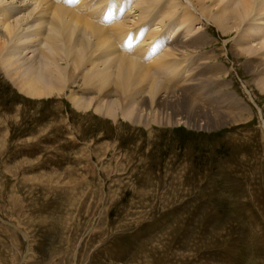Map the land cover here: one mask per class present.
<instances>
[{
	"label": "rangeland",
	"instance_id": "rangeland-1",
	"mask_svg": "<svg viewBox=\"0 0 264 264\" xmlns=\"http://www.w3.org/2000/svg\"><path fill=\"white\" fill-rule=\"evenodd\" d=\"M125 1L117 0L118 14ZM168 1L162 3L175 14L162 24H149V31L159 34L143 45L166 40L163 51L173 54L179 77H152L171 86L176 81V99L198 98L187 93L199 67L223 63L226 72L211 85L229 81L224 106L236 96L247 110L233 113L226 107L225 123L212 126V113L192 122L179 104L171 118L169 110L158 112L151 105L153 112L137 108L135 114L146 122L157 115L159 122L133 125L121 110L112 118L94 110L82 113L66 97L63 109L58 100L39 105L0 71V264H264V71L251 74L241 65L245 58L264 55V15L254 20L252 13L240 27L228 15L220 25L227 11L238 9L239 0ZM32 2L4 0L23 15ZM138 12L126 9L123 15L134 18ZM187 14L192 20L185 22ZM110 15L105 22L114 20ZM245 29L252 34L248 38H243ZM201 33L206 45L184 43ZM176 39L178 46L172 47ZM212 51L217 59L204 62ZM147 91L143 96L150 100ZM219 104L214 109L224 110Z\"/></svg>",
	"mask_w": 264,
	"mask_h": 264
},
{
	"label": "bare ground",
	"instance_id": "bare-ground-1",
	"mask_svg": "<svg viewBox=\"0 0 264 264\" xmlns=\"http://www.w3.org/2000/svg\"><path fill=\"white\" fill-rule=\"evenodd\" d=\"M31 1H33L32 8L31 6L29 8L26 7L23 15V13L18 11L16 5H5L4 0H0V71L6 78H8V80H12L18 91L31 97L32 100H38L39 105L40 102L58 100V106L63 109V106H66V103L62 98L66 97L70 105L76 108L79 112L85 113L94 110V112L107 114L108 117L111 116L110 118H112L117 117L115 115L116 111L121 110V115L133 125L143 124L145 126H148L150 122L156 123L160 118L158 119V116H154L152 113L156 118H149L150 122L143 121L144 119L142 116L140 117V114H135L137 108L138 111L144 109H150L151 111L153 107L152 110L158 109V112L159 110H162L164 113L165 110H169L170 115H172L170 116L171 118L178 115V108L176 109V106L179 104L183 107L181 109L185 110V119H189L192 122H196L198 116L205 115L209 118L211 113V115L214 114L216 119L214 116H212V119L211 117L209 118V123L212 126H218L215 125L216 123L219 125L221 122L223 124L225 123L223 121V115L224 112H227L226 110L229 107L233 113L247 110L245 105L238 100L236 96L233 98L235 99L233 104L228 107L224 106L223 103L225 100L222 101L221 99L223 95V98H225L227 94H230H224L225 91L223 92L224 89L229 88V84H231L229 81L220 82L221 86L216 84L220 87H214V85H211L215 81L216 75L226 72L223 63L220 66L211 65L209 63L206 66H200L195 76L193 75L195 79L193 80L192 78V80L195 81V85L193 83V87H187H190L189 90L187 89V94L191 92L199 94L198 98L191 97L189 94L190 97H188L194 99V102L188 97L185 98L186 95L182 96L178 94L179 98L177 97L176 99L175 95L177 94L176 91L178 89L177 88L175 91L174 86L177 85L175 83L176 81H172V86L168 83V80L179 77V74H175L176 68L179 65L175 60L172 61L170 59V54L172 53L168 54L167 51L164 52L163 47L161 50L157 51V47L160 45L153 44L150 47V44L147 43V45H145L147 48L143 45L147 40H155L154 38L159 34V31H149L150 25L153 26L159 22L162 24V22L168 17L172 18L171 15L175 14V8H173L174 5H172V10H174L172 13L170 7L165 5L166 2H163V4L162 0H132L130 3L126 0L123 4L124 9L118 14L116 8L117 0H113L110 3L109 0H99L97 3H95V1L90 2V0H77L76 2L75 0L73 2L67 0ZM196 1L203 3V0ZM230 1L233 3V0ZM239 1L238 9L234 8V11L232 10L233 13H231L232 11H229V13L227 11V17L219 20L220 25H225L224 20L233 17L234 25L240 27L242 20L250 14L255 13L252 16L254 20L264 15V0ZM175 2H177V0H174V4ZM171 3H173V0ZM232 3L230 2L231 5ZM228 4L227 6H231ZM168 5H170V3ZM126 9L130 10V12H133V10L137 12L138 10V15L136 13L137 17L132 16V14L130 15L134 18H129V16L123 15ZM185 10L186 9L184 8V11ZM106 11L113 15V21L105 22L108 21L109 18L112 19L111 15L104 16ZM208 12L211 11L209 10ZM14 13L21 14L22 16L13 19L12 14ZM159 16L160 18L157 19L159 20L157 22L155 19ZM190 17L191 16L187 14L182 19L188 20L191 19ZM155 21L156 23H154ZM128 22L130 24H127ZM181 22L183 23V20H181L180 23ZM145 24L146 28L143 29V32L138 35L137 39H135L137 29L139 27L143 28ZM261 30L256 27L254 29L255 32H260ZM246 31L247 30L245 29L243 34L244 37L242 36L243 38H248L252 35L246 33ZM125 36L126 38L124 40ZM178 41L179 39H176L174 42H170V44L174 47L178 44ZM184 43L187 45H194L197 43L202 47L207 44V39L201 33L193 37L192 40L187 41V43ZM128 44L131 48L125 47ZM26 50L29 52L32 51L33 53H26ZM151 50H154V52H151ZM250 51L251 49L248 50L247 53H250ZM24 53L28 55L26 56ZM252 53L255 52L253 51ZM235 55L238 56V58L243 56L242 53L238 52H235ZM21 56L24 59H22ZM261 56L262 55L260 54V59H254L252 56L249 59L245 58L244 61L241 60L243 69H246L247 72L251 74H255L256 69L258 70L257 72L264 71V69L259 70V67L264 66V55L263 57ZM182 57L183 60L181 62L185 61L184 58H186L184 55ZM202 59L204 62H214L217 57L212 51L210 56L206 55L205 57L204 55ZM181 62L180 64L182 65ZM175 63L177 64V67ZM189 68L190 67L187 69ZM193 68H197L196 63L195 66L193 65ZM187 69L185 68L186 71ZM194 70L196 71V69ZM154 73H158L160 76L163 75L162 77L165 75L168 80L166 78L167 81L164 80L165 82H157V78L152 77L155 75ZM203 75H206L208 78H206L203 84L199 86L197 81L200 80ZM223 80L226 79L224 78ZM260 84L258 83V85ZM76 86H79L80 89H77ZM260 86L261 90L264 92V82L263 85ZM167 90L168 92H166ZM181 90L184 93L186 89ZM261 90L260 92H262ZM145 91L148 92L150 100L143 96ZM210 91L217 95L214 99L206 95ZM161 92H165L164 94L166 95H162ZM204 95H206L205 98ZM113 96L115 98L112 99ZM98 97L107 98L108 104L105 105L107 102L104 104L103 100H99ZM174 97L176 101H178L175 103L172 101L169 102V100ZM201 98H204V103H202L204 100L201 102L199 101ZM119 100H121V102ZM221 101L222 103L219 104ZM201 103L204 104L205 107L200 106L202 105ZM214 103L219 104L220 108H224V110H215L213 106ZM122 106L123 108H121ZM215 106L219 108L217 105ZM160 113L162 114L163 112ZM216 113L217 115H215ZM131 115L134 116L131 118ZM70 117L71 116L65 117L64 120L68 122ZM178 121L180 122L179 119ZM181 122L184 121L181 120ZM191 125L196 126L197 124ZM74 132L76 133V131Z\"/></svg>",
	"mask_w": 264,
	"mask_h": 264
}]
</instances>
